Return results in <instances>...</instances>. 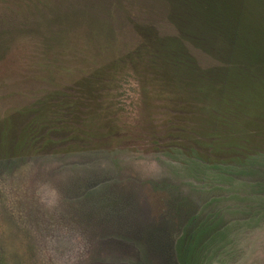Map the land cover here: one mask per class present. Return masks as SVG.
I'll list each match as a JSON object with an SVG mask.
<instances>
[{"label": "rangeland", "instance_id": "1", "mask_svg": "<svg viewBox=\"0 0 264 264\" xmlns=\"http://www.w3.org/2000/svg\"><path fill=\"white\" fill-rule=\"evenodd\" d=\"M171 1L0 0V264H264V0Z\"/></svg>", "mask_w": 264, "mask_h": 264}, {"label": "trees", "instance_id": "2", "mask_svg": "<svg viewBox=\"0 0 264 264\" xmlns=\"http://www.w3.org/2000/svg\"><path fill=\"white\" fill-rule=\"evenodd\" d=\"M174 1L176 4L175 3L173 4V2L171 1L172 9L175 11L174 13L171 14V17H170V21L172 23L179 24V21L178 20L176 21V18H177L176 12L178 10L179 11L181 10L183 13L194 14L197 16V19H199V14H201L203 16L202 18H200V27L202 29L205 28L209 30V27L212 28L213 25L215 24H220L219 26H222L224 23V21H222V23L218 22L220 19L219 17H216V16L220 15V12L222 11L220 7L221 5L225 6L224 1L227 2V0H174ZM225 11H226L225 14H228L227 12L228 10L226 9ZM211 19L212 21L214 20L216 22H212ZM185 27L186 25H183V28ZM169 45L170 43H166V46L169 47ZM176 46L178 47L179 45L176 44ZM198 81L200 82L201 85H203V83L205 82V78L202 79V73L200 74V78ZM223 88H225L227 92V87H223ZM185 254L187 258H189L191 251L189 252L186 251Z\"/></svg>", "mask_w": 264, "mask_h": 264}]
</instances>
